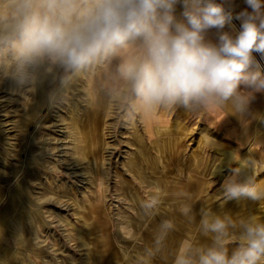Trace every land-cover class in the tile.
<instances>
[{
  "label": "clouds",
  "instance_id": "clouds-1",
  "mask_svg": "<svg viewBox=\"0 0 264 264\" xmlns=\"http://www.w3.org/2000/svg\"><path fill=\"white\" fill-rule=\"evenodd\" d=\"M244 3L236 12L234 0H0V87L48 89L54 105L83 85L88 106L112 104L128 123L181 107L196 115L230 106L240 119H257L251 106L264 94V0ZM235 162L219 189L225 203L264 201L249 158L231 152L213 177ZM165 195L157 186L141 201L142 214L154 215ZM180 212L195 220L192 205L182 203ZM199 228L211 243L183 245L173 264H264V222L255 217L236 221L201 208ZM173 229L170 220L160 223L141 264L163 251ZM22 235L17 230L14 240Z\"/></svg>",
  "mask_w": 264,
  "mask_h": 264
},
{
  "label": "rangeland",
  "instance_id": "rangeland-1",
  "mask_svg": "<svg viewBox=\"0 0 264 264\" xmlns=\"http://www.w3.org/2000/svg\"><path fill=\"white\" fill-rule=\"evenodd\" d=\"M0 88V100L7 104L0 122V160H8L11 174L21 161L39 168L33 202L0 205V221L7 225L1 260L22 255L26 264H141L160 223L170 220L174 229L150 264H173L183 245L211 243L199 228L201 208L227 212L236 221L255 217L264 222V201L225 203L219 192L238 162L212 175L220 159L234 152L237 159L254 161L253 175L264 186V121L259 120L264 94H257L251 106L257 119H240L230 106L196 115L181 107L128 123L112 104L88 106L83 85L37 110L29 107L40 90ZM157 186L166 195L157 212L145 217L140 203ZM180 191L191 199H178ZM182 203L192 205L193 222L180 212ZM17 230L23 235L14 240ZM228 247H235L234 241Z\"/></svg>",
  "mask_w": 264,
  "mask_h": 264
},
{
  "label": "crops",
  "instance_id": "crops-1",
  "mask_svg": "<svg viewBox=\"0 0 264 264\" xmlns=\"http://www.w3.org/2000/svg\"><path fill=\"white\" fill-rule=\"evenodd\" d=\"M234 2L236 5V7H235L236 12L242 11L245 8H247V5L244 3V0H234ZM248 10L251 11V9H248ZM232 23L236 27V29H239L240 21L234 19ZM224 30L230 31V29L227 26ZM211 36L214 39V37H215L214 31L211 34ZM3 92H4L3 88H0V93H3ZM33 92H34V90H31V93H33ZM47 94H48V89H40V92H37V95H36V99H35L36 103L34 104L35 106L31 104L30 107L29 106H27V107H29V109H33V110L36 109L37 110L39 107V104H41V103H45V106H47L49 104V97H47ZM31 103H34V101H32ZM6 107H7V104L2 103V100H0V122H2V118H3L2 113L6 110ZM36 114H38V111L33 113V115H35V117L37 116ZM17 135H20V132L17 131ZM27 137H28V135H26L24 137V139H27ZM11 138L14 139L13 136ZM4 155L8 156V152H5ZM22 157H24V156H22V155L20 156L21 160H22ZM1 159H2V157H1ZM2 160L5 161V165L1 164ZM2 160H0V164H1V167H0V205H3L5 203L9 204L13 200L15 201L16 204H26L29 202L30 203L33 202V197L31 196L32 194L34 195L33 190L35 188V186H34L35 182L33 181L34 180L33 178L36 177V174H38V171H39L38 166H37V168H34V166H33L34 164L28 165V164H24V161H21L20 166H18V167L12 166L13 172L11 174V173H9L11 171H9V168L7 165L8 160L6 161L5 158ZM64 164H66V163H64ZM14 168H15V170H14ZM36 178H38V177H36ZM10 190H14V191L10 192ZM1 217H2L1 219H3L4 217H7V215L5 213H2ZM5 220H7V218ZM4 232L7 233V225L4 226V224L1 222L0 245H2L1 240L5 235ZM15 244L16 243L14 242L11 245L15 247V246H17ZM18 246L25 248V244H21ZM0 255H1V252H0ZM5 259L1 260V258H0V264H26V261L22 260L23 259L22 255L20 257L19 256H16V257L5 256ZM39 262L40 261L36 262L33 260L32 262H27V263L28 264H38Z\"/></svg>",
  "mask_w": 264,
  "mask_h": 264
},
{
  "label": "built area",
  "instance_id": "built-area-1",
  "mask_svg": "<svg viewBox=\"0 0 264 264\" xmlns=\"http://www.w3.org/2000/svg\"><path fill=\"white\" fill-rule=\"evenodd\" d=\"M254 55L256 56V58H257L258 60H260V56H259V54L254 53ZM260 62H261L262 65H264V60H261Z\"/></svg>",
  "mask_w": 264,
  "mask_h": 264
}]
</instances>
